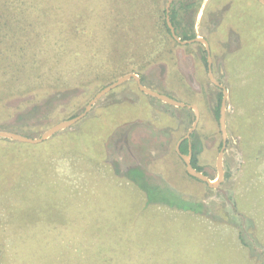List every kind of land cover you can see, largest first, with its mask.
Returning <instances> with one entry per match:
<instances>
[{"label":"rangeland","instance_id":"1","mask_svg":"<svg viewBox=\"0 0 264 264\" xmlns=\"http://www.w3.org/2000/svg\"><path fill=\"white\" fill-rule=\"evenodd\" d=\"M37 1L48 16L46 29H54L49 39L60 32L71 39L66 42L70 54L59 65L69 88L22 117L23 108L15 107L20 93L13 92L18 83L7 90L13 70L1 61L0 130L39 137L80 114L104 85L142 74L148 88L198 107L199 165L209 178H217L222 133L214 108L221 88L210 79L199 42L177 43L164 29L168 0ZM262 5L259 0H201L186 13L197 35L209 43L215 79L229 92L225 179L219 188L190 175L176 150L195 110L169 104L129 79L102 96L82 120L41 143L0 137V228H15L22 239L15 243L20 253L0 263L88 264L86 246L97 252L101 242L113 244L118 238L123 248L114 253L117 260L124 255L142 264H264V125L259 131L254 122L264 115V87L255 86L249 97L235 92L236 86L248 88L262 79ZM240 24H248L259 51L253 59L242 55L252 50L245 46ZM0 34V59H6L9 50H1L19 44L2 26ZM32 39L28 63L35 52ZM120 53L128 58L119 60ZM240 53L242 59L233 60ZM133 165L144 166L183 198L202 203V210L146 207L137 187L115 171ZM0 241L2 255L11 243L3 235ZM71 248L79 252L70 253Z\"/></svg>","mask_w":264,"mask_h":264},{"label":"trees","instance_id":"2","mask_svg":"<svg viewBox=\"0 0 264 264\" xmlns=\"http://www.w3.org/2000/svg\"><path fill=\"white\" fill-rule=\"evenodd\" d=\"M182 0H178L177 2H173L170 8V19L172 24L176 29V33L183 39L189 40L196 38L198 35L193 24L187 21L186 13L190 8L192 9L194 6H200L201 0H189L188 2H181ZM258 1V0H257ZM37 0H0V16L2 19L0 20V27L2 26L6 32L10 35L16 36L13 39L18 41V46H16V41L13 44L14 50L9 48H4L1 50V53L4 54L5 50H9L6 56V59L2 57L0 62L2 61L8 69L13 70L12 83H9V86L12 88H7L8 91H11L14 87L16 88V83L18 86L15 91L20 93L21 102L15 106L17 110L21 108L23 111L22 117H25V113H35L42 106H44L47 102L51 101L52 98L57 97L58 95L63 94V92L67 91L69 88L66 84V79L59 72V65L66 61L67 56L70 54V49L68 50L67 41H71L70 38L62 35V32L58 33L55 39L54 45L52 44L54 41L51 38V35L54 31L53 28L46 29V18H48L46 11L42 6L37 5ZM26 5V6H24ZM264 6V5H262ZM29 22L27 21L28 17ZM166 15V10H165ZM28 16V17H27ZM163 27L166 32L171 35V37L179 43L172 35L171 30L167 24L166 17L163 18ZM240 30L243 34H246L245 46H248V49L252 51H248L247 53L242 54L243 56L248 55L251 59L256 57L259 51L254 50V41L250 39L248 30V24L241 25ZM249 27H252L249 25ZM253 29V28H252ZM73 30L69 29V35H71ZM56 34V33H55ZM0 34V38H1ZM33 36V37H32ZM78 36V35H77ZM248 37V38H247ZM11 38V37H8ZM33 38V39H32ZM33 40V47H35L34 57L32 53V60L28 63L27 57V48L29 47L30 40ZM53 41V42H51ZM67 42V43H66ZM198 43V42H196ZM199 46L203 49V53L201 54L202 59L208 66L207 60V52L204 48L202 42H199ZM51 46H56V50L51 51ZM29 50V48H28ZM122 47L118 48V51H121ZM29 53V52H28ZM14 55V56H13ZM241 53L237 54L236 57H233V60L242 59ZM264 55V53H261ZM1 57V56H0ZM128 58L126 55L119 54V60H123ZM13 63V66L10 67V64ZM9 72V71H8ZM8 72H3L2 76H7ZM262 75V79L257 82L255 85V81H252V84L247 88L248 85L236 86L235 92L238 97H249L253 95L255 86H259V88L264 87V72H260ZM142 81L144 80L143 75L139 74ZM10 80V79H8ZM108 85V84H107ZM107 85H104L107 86ZM103 87V88H104ZM244 87L247 88V94L244 93ZM102 88V89H103ZM245 88V89H246ZM97 92V91H96ZM11 94V93H10ZM96 93H94L95 95ZM93 95V96H94ZM223 98V90L221 89L218 93V101L214 108V114L217 119L220 118V108ZM44 104V105H43ZM264 109V107H263ZM10 112L7 113V115ZM12 115V112H11ZM9 116V115H8ZM76 115L72 116L75 117ZM71 117V118H72ZM256 116L253 115L252 118ZM238 124L244 125V121L241 118H237ZM252 121V119H251ZM254 122L257 125L259 131H261L262 126L264 125V115L259 118V121ZM192 154H191V162L192 165L199 171L204 172L201 165H199L198 155L200 153V142L196 137V133L192 134ZM8 141L6 139H3ZM20 143V142H18ZM222 146V142H221ZM180 150L184 154H188L190 151V143L188 139H185L181 146ZM98 162V161H97ZM115 171L117 175H121L126 178L128 182L132 185L134 184L138 191L141 193V196L145 197L143 201L146 207H157V206H166L168 208H175L181 211H192L193 213H197L203 208L202 203H196L190 200H187L182 197V195L175 191L170 185L166 182H162V179L156 177L153 173L149 172L144 166L141 165H133L121 170L120 167H115ZM144 208V207H143ZM15 228H0V237H9L11 246L10 248L7 245H4L3 252L0 255V262L4 259V257H8L10 260L12 258V253L17 249L15 246L16 242L20 243L22 239H18V235H15L13 232ZM14 239V240H13ZM161 240V239H160ZM102 246L96 249L91 250V245L86 246V252L88 253V264H142V261H138L135 263L132 260H126L124 255H121V260L116 259L114 257V253L123 248V242H121L117 238V242L113 244H107L105 242H101ZM2 241H0V249L2 246ZM10 249V250H9ZM162 248H158L156 251V257L159 258V255H162L160 251ZM9 250V251H8ZM59 251V249H57ZM70 253L79 252V250H75L74 248L68 249ZM60 252V251H59ZM12 261V259H11ZM10 262V261H9ZM147 262V261H146ZM1 264V263H0ZM11 264V263H9Z\"/></svg>","mask_w":264,"mask_h":264},{"label":"water","instance_id":"3","mask_svg":"<svg viewBox=\"0 0 264 264\" xmlns=\"http://www.w3.org/2000/svg\"><path fill=\"white\" fill-rule=\"evenodd\" d=\"M173 1L174 0H168L167 5H166V20H167V24L171 30L173 37L181 44H190V43H194V42H202L206 45L207 53H208V67H209L210 79L214 84L220 86L223 89V98H222V103H221V108H220V118H219L220 128H221V133H222V146H221L218 158H217V168H218L217 178L215 180H213V179L209 178L202 171L197 170L191 163L190 154L189 155L184 154L180 151L181 142L184 139L189 138L191 136V133L194 131V129L196 128L197 123L199 121L200 113H199L197 106H193L194 110L196 111V118H195V121L193 123V126L189 129L187 134L178 141L176 149H177L178 153L184 159V161L186 163L187 171L190 175H192L198 179H201L202 181L207 182V184L210 187L219 188L225 179V173H224V168H223V156H224L225 150L227 148V144H228V135H227V126H226V112H227V98H228L229 92H228V89L224 85L220 84L214 77L213 70H212V55L210 52V47H209V43H208L207 39L204 37H201V36H197L196 38H193V39L183 40L176 33V29H175V27L172 24L171 19H170V8H171ZM259 1L262 4H264V0H259ZM132 78L137 81L140 89L146 93H149L153 96H156V97L162 99L163 101H165L169 104H172V105H176V106H180V107L190 106L187 103L178 101V100H176V99H174L168 95L161 94V93H159V92H157L151 88H148L147 86H145L142 83L141 78L138 74L129 73V74H126V75L119 77L117 80H115L111 84L105 86L103 89L98 91L95 94V96L88 102V104L85 106L84 110L80 114L76 115L75 117H72V118H69L66 120H62V121L52 125L48 129H46L39 137H30V136H27V135H24L21 133H17V132H13V131H9V130H0V137L7 138V139H10L13 141L30 143V144L41 143L44 140L55 135L56 133H58L62 130L71 128L73 125H75L77 122L82 120L89 113V111L94 106V104L100 98H102V96L107 94L110 90L114 89L115 87H117L121 83H123L129 79H132Z\"/></svg>","mask_w":264,"mask_h":264},{"label":"flooded vegetation","instance_id":"4","mask_svg":"<svg viewBox=\"0 0 264 264\" xmlns=\"http://www.w3.org/2000/svg\"><path fill=\"white\" fill-rule=\"evenodd\" d=\"M207 60H208V53H207ZM208 69H209V67H208ZM140 78H141V77H140ZM141 81H142V79H141ZM142 83H143V81H142ZM215 85H216V84H215ZM217 86H218V85H217ZM218 87H220V86H218ZM220 88H221V87H220ZM221 89H222V88H221ZM222 90H223V89H222ZM178 101H179V100H178ZM181 102H182V101H181ZM184 103H185V102H184ZM187 104H188V103H187ZM188 105H190V104H188ZM190 106H191V105H190ZM190 106H185V107H189V108H192V109L194 110L193 106H191V107H190ZM199 113H200V112H199ZM195 118H196V111H195ZM199 119H200V117H199ZM194 121H195V119H194ZM198 122H199V121H198ZM193 123H194V122H193ZM197 124H198V123H197ZM192 126H193V125H192ZM192 126H191V127H192ZM196 127H197V126H196ZM195 129H196V128H195ZM195 129H194V131H195ZM194 131L191 133V136H192V134L194 133ZM186 134H187V133H186ZM186 134H185V135H186ZM185 135H184V136H185ZM184 136H182V137H184ZM191 136H190L189 138H186V139H188V141H189V143H190V151H189V153H188V155L190 154V157H191V154H192V147H191V146H192V143H193V141H192V137H191ZM182 137H181V138H182ZM181 138H180V139H181ZM180 139H179V140H180ZM179 140H178V141H179ZM184 140H185V139H184ZM184 140H183V141H184ZM183 141H182V142H183ZM182 142H181V144H182ZM177 143H178V142H177ZM181 144H180V146H181ZM176 147H177V146H176ZM176 150H177V149H176ZM180 151H181V150H180ZM177 152H178V151H177ZM178 154H179V153H178ZM179 156L182 158V156H181L180 154H179ZM182 159H183V158H182ZM183 160H184V159H183ZM184 162H185V161H184ZM191 163H192V162H191ZM203 173H204V172H203Z\"/></svg>","mask_w":264,"mask_h":264}]
</instances>
